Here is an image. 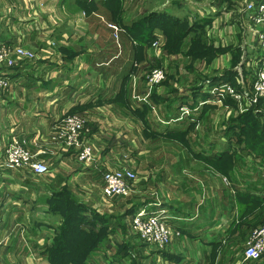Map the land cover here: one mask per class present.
Masks as SVG:
<instances>
[{
  "label": "crops",
  "instance_id": "obj_1",
  "mask_svg": "<svg viewBox=\"0 0 264 264\" xmlns=\"http://www.w3.org/2000/svg\"><path fill=\"white\" fill-rule=\"evenodd\" d=\"M261 1L0 0L4 43L38 56L2 67V145L15 135L51 166L0 168V264H53L56 229L30 209L62 190L106 228L86 264H264L244 258L264 223V102L256 113L217 89L250 83L262 53L245 6ZM154 66L165 83L147 81ZM71 114L87 121L97 167L53 140ZM122 167L134 190L106 199L103 175ZM142 209L166 210L167 251L138 244Z\"/></svg>",
  "mask_w": 264,
  "mask_h": 264
},
{
  "label": "built area",
  "instance_id": "obj_2",
  "mask_svg": "<svg viewBox=\"0 0 264 264\" xmlns=\"http://www.w3.org/2000/svg\"><path fill=\"white\" fill-rule=\"evenodd\" d=\"M247 10L250 12V17L254 23L261 27L260 30L256 31L262 55L258 61L260 63L258 69L254 72L253 92H250L249 89L244 92L247 96L255 94L256 97L253 96L252 100L257 104L259 103L257 97L264 96V0L256 4L249 2ZM110 26L116 28L115 25L110 24ZM18 59L34 62L38 56L32 49L8 46L0 35V93L10 87V81L2 72V67H12L16 65ZM163 79L164 73L162 71H154L150 75V81L153 83H159ZM220 86L227 87L226 89H218L220 92H226L235 99H240L239 94L235 92L231 84H221ZM55 130L53 137L55 143L62 148L75 150L81 163L97 167V157L92 146L82 139L87 131V121L84 117L77 114L67 115L60 120ZM20 167H26L38 174H47L51 168L47 161L39 158V153L32 152L26 146L25 141L17 136L12 135L3 145L0 137V168L13 170ZM137 178V173L128 167L105 171L103 175L105 196L112 198L131 195ZM167 218L166 210H139L132 217V230L145 245L163 249L170 244L173 236L172 228L166 221ZM244 258L245 260L264 261V223L250 232L245 243Z\"/></svg>",
  "mask_w": 264,
  "mask_h": 264
},
{
  "label": "trees",
  "instance_id": "obj_3",
  "mask_svg": "<svg viewBox=\"0 0 264 264\" xmlns=\"http://www.w3.org/2000/svg\"><path fill=\"white\" fill-rule=\"evenodd\" d=\"M52 197L54 200L66 197L67 209H73L77 214L71 218L64 212L66 217L50 247V261L53 264H86L88 256L107 238L106 228L96 221L97 214L94 219L88 217L86 207L73 201L67 190L55 193Z\"/></svg>",
  "mask_w": 264,
  "mask_h": 264
},
{
  "label": "rangeland",
  "instance_id": "obj_4",
  "mask_svg": "<svg viewBox=\"0 0 264 264\" xmlns=\"http://www.w3.org/2000/svg\"><path fill=\"white\" fill-rule=\"evenodd\" d=\"M250 3L256 4L255 2H250ZM247 4L248 3H246V6H245V9L246 10H247ZM249 18L251 20V23H252L254 29H255V34H256L257 39H258V34H257L256 31L257 30H260L261 27L259 25H256L254 23V21L251 19L250 12H249ZM112 25H115V24H112ZM152 46L159 47L160 46L159 41H157V40L153 41ZM258 46H259V49H260L259 42H258ZM259 58L260 57H258L257 59H259ZM259 64H260L259 62H257V64H255V67L253 69L254 72L258 69ZM154 71H162L164 73V79L161 82H159V83H153V82L150 81V75ZM180 74H183V73H180ZM168 77H170V74L168 73V71L164 67H157V66L151 67L147 71V74H146L147 81L150 84H152V85H161V84H163V83H165L167 81ZM187 77H191V76H187ZM240 77H242V76H240ZM250 77H251V79L249 80L250 81L249 84L246 81H244L243 79H240L239 80V84L237 85V87L235 85L231 84V83L230 84H231V87L235 90V92L239 94V97L240 98H245L247 100H250L252 102V105L254 104L253 110L257 113L258 111H256L255 109H257V108L259 109V107L257 105H255L254 100H252L253 99V96L256 97V95L255 94L254 95L250 94V96H247V95L244 94V92L247 91V89H249L250 92H253V85H254V80H255V74L252 73L250 75ZM224 84H227V83H224ZM222 88L223 89H226L227 87L217 86V89H222ZM257 98H258V102L260 104H262V102H264V96H258ZM259 103H257V104H259ZM225 182L227 184H229V181L227 179H225ZM71 197H72V195H71ZM50 198L51 197H48L46 200L42 201L40 203L41 205H38L37 204L38 201L37 200H34V204L32 205V207L30 209V219L33 220V222H35L37 219L38 220L39 219H42V221H47L48 223H50L49 227H54L56 229V233H55V236H56L57 231H60V228H61V226L63 224V221H64V219L66 217V215L64 214V212H67V217H71V218H75V216H76L77 213H75L74 211H72L73 209L72 210L71 209H67L66 206H67L68 199L66 197L58 198L57 200H54L53 197L50 200ZM112 198H114V197H112ZM71 199L73 201H75L74 198H71ZM106 199H110V198L109 197H106ZM161 210H164V209H161ZM88 217H90V218L92 217V219H94V215L93 214H89ZM166 221H167V223L169 225H171L169 223V218H167ZM131 227H132V219H131ZM78 228H76V229H78ZM133 234L137 238V235L135 233H133ZM172 240H173V237L171 238L170 244L172 243ZM138 244H140L142 246L144 245L143 247H147L148 249H150L149 250L150 252L156 251V249L159 250V251H167L169 249V246H170V244H169L168 246H166L163 249H158L155 246L145 245L140 240H139Z\"/></svg>",
  "mask_w": 264,
  "mask_h": 264
}]
</instances>
